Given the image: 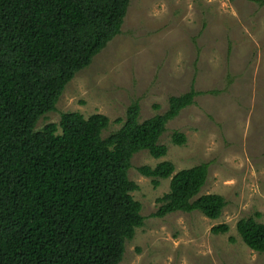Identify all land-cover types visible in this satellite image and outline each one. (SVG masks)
Here are the masks:
<instances>
[{
  "label": "trees",
  "instance_id": "obj_1",
  "mask_svg": "<svg viewBox=\"0 0 264 264\" xmlns=\"http://www.w3.org/2000/svg\"><path fill=\"white\" fill-rule=\"evenodd\" d=\"M130 0H0V264H119L128 240L144 223L131 192V158L145 150L166 154L159 142L169 119L190 105L189 89L170 95L168 108L139 120L133 102L120 127L102 137V113H60L57 122L36 128L56 110L65 85L121 32ZM264 3V0H261ZM175 130L171 142L182 145ZM209 162L173 173L170 160L137 167L156 187L171 176L151 215L199 211L217 219L221 194L198 195ZM261 213L240 218L243 243L264 254ZM227 223L211 233H226ZM231 240L232 237H230Z\"/></svg>",
  "mask_w": 264,
  "mask_h": 264
},
{
  "label": "rangeland",
  "instance_id": "obj_2",
  "mask_svg": "<svg viewBox=\"0 0 264 264\" xmlns=\"http://www.w3.org/2000/svg\"><path fill=\"white\" fill-rule=\"evenodd\" d=\"M190 105L166 123L159 158L133 154L128 178L141 203L144 223L128 240L119 264H264V254L247 247L236 222L261 213L264 222V3L261 0H130L121 32L65 85L56 110L36 128L57 122L64 111L109 118L102 137L117 130L127 107L139 104V120L168 108L170 95L189 89ZM177 130L182 145L171 142ZM174 163L173 173L209 162L198 195L221 194L226 205L217 219L199 211L151 214L171 178L140 174L138 166ZM225 222L226 233L213 234ZM232 237L233 240L230 239Z\"/></svg>",
  "mask_w": 264,
  "mask_h": 264
}]
</instances>
